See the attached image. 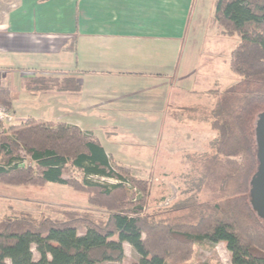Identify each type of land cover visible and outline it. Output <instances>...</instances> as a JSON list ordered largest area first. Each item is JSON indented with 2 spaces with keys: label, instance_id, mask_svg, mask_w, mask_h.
<instances>
[{
  "label": "trees",
  "instance_id": "trees-1",
  "mask_svg": "<svg viewBox=\"0 0 264 264\" xmlns=\"http://www.w3.org/2000/svg\"><path fill=\"white\" fill-rule=\"evenodd\" d=\"M212 21L224 37H239L229 60L239 82L216 89L208 110L216 136L201 183L211 187L213 201L195 206L193 220L157 217L147 210L150 180L114 160L93 133L35 118L0 124V184L68 186L105 211L69 209L59 219H37L21 210L0 217V264H116L125 258L124 243L139 255L132 264H189L193 247L204 241L225 242L231 264H264V219L251 203L256 121L264 112V0H215ZM21 84L32 93L82 86L75 76L43 74L25 75ZM14 98L0 86V104L11 110Z\"/></svg>",
  "mask_w": 264,
  "mask_h": 264
},
{
  "label": "crops",
  "instance_id": "crops-1",
  "mask_svg": "<svg viewBox=\"0 0 264 264\" xmlns=\"http://www.w3.org/2000/svg\"><path fill=\"white\" fill-rule=\"evenodd\" d=\"M196 4L197 0H15L0 20V86L9 75L6 69L23 71L22 78L75 76L82 86L78 92L32 93L21 84L19 96L26 108L20 111L18 96L13 95V120L64 122L93 133L101 143L99 133L110 144L122 145L129 137L122 133L139 129L136 138L148 137L158 147L153 155L161 171L165 169L158 164L169 156L195 153L192 147L202 143L197 139L209 134L196 126L192 132L190 124L177 118L188 95L186 88L177 86V59L181 54L180 66L188 71L187 36L194 25L200 26ZM116 161L144 178L136 171L142 168Z\"/></svg>",
  "mask_w": 264,
  "mask_h": 264
},
{
  "label": "rangeland",
  "instance_id": "rangeland-1",
  "mask_svg": "<svg viewBox=\"0 0 264 264\" xmlns=\"http://www.w3.org/2000/svg\"><path fill=\"white\" fill-rule=\"evenodd\" d=\"M14 2L15 0H0V20L5 13L4 10H7ZM213 6L214 0H197L196 13L200 12L197 19L200 26L194 25L193 32L191 31L192 33L190 32L187 36L191 40V47L186 50L188 71L187 69L184 71L183 67L180 66L181 54L177 59L180 63L177 65L178 89L186 88L188 91L187 98L184 99L186 100L185 104H187L186 108L178 110L177 118L184 121L186 125L190 124L192 132L196 127H201L203 130L200 129V131L203 135L209 134L208 138L201 140L198 138L197 140L202 143L192 147V150L195 153H201V156H184L180 153L176 154L177 156H169L167 159L164 158L165 161L162 160L158 164L165 169L161 171L155 168L157 163L154 162L156 158L153 155L158 147L152 145L153 140L148 137L136 138L134 134L137 135L139 129L136 131L130 128L131 131L128 133H122V135L129 134L126 135L129 137L123 145L110 144L106 137L99 133L102 143L113 153L116 160L143 169L136 171L150 180L151 198L147 210L151 214H156L157 217L184 221L193 220L198 217L196 209L194 210L195 206L205 205L213 201L211 199V187L201 183L204 171L203 163L207 159L204 155L208 152L209 141L214 135L216 136V131L210 127L212 118L209 117L208 110H211L214 105L216 89H224L239 82L238 76L232 73L229 66L230 53L239 42V37H224L222 34L216 36L218 28H215L216 25L213 24L210 17L214 10ZM179 52L181 53V51ZM4 71H7L9 75L2 86L10 87L12 94L17 95L18 101L21 103L19 104L20 111H25L26 107L24 104L22 106L25 99L19 96L23 71L20 72L18 69H6ZM4 71H1L2 74ZM183 71L184 73H182ZM10 111L13 114L12 109ZM143 117H147V115ZM27 119L20 122L12 119L5 125L20 124ZM142 126H147V122ZM119 141L120 139L115 142ZM75 175L80 177L79 172H76ZM100 181L118 183L116 179L100 178ZM69 209L92 210L98 216L105 212L94 209L87 203L84 193L75 191L68 186L54 183L44 186L0 184V217L12 216L15 211L22 210L31 213L37 219L44 216L59 219L63 217L64 211ZM33 250L34 258L38 259L39 254L35 246ZM125 253L124 260L116 264H132L139 259V255L129 245H127ZM188 263L231 264V254L225 242L214 244L204 241L193 247Z\"/></svg>",
  "mask_w": 264,
  "mask_h": 264
},
{
  "label": "water",
  "instance_id": "water-1",
  "mask_svg": "<svg viewBox=\"0 0 264 264\" xmlns=\"http://www.w3.org/2000/svg\"><path fill=\"white\" fill-rule=\"evenodd\" d=\"M255 131L259 165L251 180V203L264 219V112L258 116Z\"/></svg>",
  "mask_w": 264,
  "mask_h": 264
},
{
  "label": "built area",
  "instance_id": "built-area-1",
  "mask_svg": "<svg viewBox=\"0 0 264 264\" xmlns=\"http://www.w3.org/2000/svg\"><path fill=\"white\" fill-rule=\"evenodd\" d=\"M13 119L12 112L3 104H0V124H5ZM130 185L128 182H126Z\"/></svg>",
  "mask_w": 264,
  "mask_h": 264
}]
</instances>
